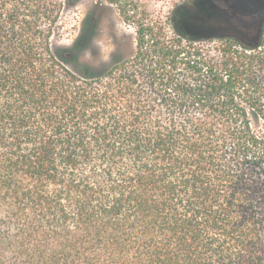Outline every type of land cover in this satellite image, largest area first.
<instances>
[{
    "label": "trees",
    "instance_id": "obj_1",
    "mask_svg": "<svg viewBox=\"0 0 264 264\" xmlns=\"http://www.w3.org/2000/svg\"><path fill=\"white\" fill-rule=\"evenodd\" d=\"M64 5L0 0V264H264V26L77 72Z\"/></svg>",
    "mask_w": 264,
    "mask_h": 264
},
{
    "label": "rangeland",
    "instance_id": "obj_2",
    "mask_svg": "<svg viewBox=\"0 0 264 264\" xmlns=\"http://www.w3.org/2000/svg\"><path fill=\"white\" fill-rule=\"evenodd\" d=\"M64 3L57 48L70 49L86 38L85 45L70 53V67L81 72L91 65L98 73L129 57L136 45L137 31L143 24L163 23L173 31V25L195 33H223L218 0H59ZM98 2V6H96ZM264 0H259V4ZM95 15L102 18L100 43L94 34ZM81 39V40H80ZM85 41V40H84Z\"/></svg>",
    "mask_w": 264,
    "mask_h": 264
},
{
    "label": "flooded vegetation",
    "instance_id": "obj_3",
    "mask_svg": "<svg viewBox=\"0 0 264 264\" xmlns=\"http://www.w3.org/2000/svg\"><path fill=\"white\" fill-rule=\"evenodd\" d=\"M96 2V6H98ZM218 5L221 10V22H223L224 35H227L231 28L242 29L244 25L252 24L255 33L259 34L264 26V4H259V0H218ZM94 29L91 31L95 37L96 44L100 43L99 38L102 18L100 15H95ZM206 34V33H198ZM210 34V33H209Z\"/></svg>",
    "mask_w": 264,
    "mask_h": 264
},
{
    "label": "water",
    "instance_id": "obj_4",
    "mask_svg": "<svg viewBox=\"0 0 264 264\" xmlns=\"http://www.w3.org/2000/svg\"><path fill=\"white\" fill-rule=\"evenodd\" d=\"M260 33V32H259Z\"/></svg>",
    "mask_w": 264,
    "mask_h": 264
}]
</instances>
